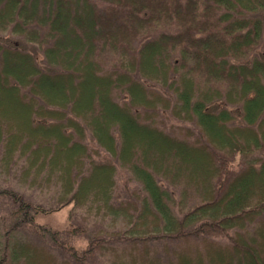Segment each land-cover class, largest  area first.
<instances>
[{"label":"trees","instance_id":"obj_1","mask_svg":"<svg viewBox=\"0 0 264 264\" xmlns=\"http://www.w3.org/2000/svg\"><path fill=\"white\" fill-rule=\"evenodd\" d=\"M260 12L264 0H0V170L18 165L21 184L55 188L57 208L120 223L129 245L95 232L61 259L13 238L0 264H264V58L244 61L264 49V13L247 16ZM164 111L197 134L159 128ZM87 131L139 192L115 202L117 167L93 159ZM7 194L31 223L38 207ZM230 230L227 244H191ZM158 240L181 244L162 259Z\"/></svg>","mask_w":264,"mask_h":264},{"label":"rangeland","instance_id":"obj_2","mask_svg":"<svg viewBox=\"0 0 264 264\" xmlns=\"http://www.w3.org/2000/svg\"><path fill=\"white\" fill-rule=\"evenodd\" d=\"M260 13L247 14V16H256ZM174 28L166 29V31H172ZM0 37H4L0 34ZM14 39V38H13ZM18 41V38H15ZM20 41V39H19ZM21 46L31 51L36 56L40 64H42L41 54L37 51V48L33 45H26L20 42ZM264 58V49L262 45L256 47L254 51L250 53V56L244 61H250L251 58ZM145 84L155 90L166 93L164 89L158 85ZM157 126L162 128L166 132L174 135H180V128H189L192 132L197 134V127L192 122L180 121L171 116L168 112H159L156 117ZM193 138V137H192ZM88 149L96 161H111L114 162L117 167L116 175V188L114 193L115 202L126 200L132 196V192H139L140 186L133 181L130 175L123 171L108 154H106L101 148L97 146L92 139L90 133L86 132L85 140ZM97 149L99 154H93L92 150ZM253 157L261 158L264 160V149L256 151ZM239 157H236L232 162L233 170L237 171ZM19 167L13 166L8 174L3 173L0 170V258L6 254V243L13 238H19L22 240H29L36 244L46 246L48 250L54 253L58 258L67 257L62 249V245L71 246L77 251H82L86 248L88 239L87 236L92 233H101V236L107 241L108 244L116 245L119 247L128 248V241L122 238L113 237L117 234V231L121 229V224L116 225L108 224L107 221H102L97 218L84 219V212L79 208H74L72 204L57 208L54 203L55 188L48 189H30L27 186L21 184L19 178ZM158 183L168 190L177 194V190L168 185L165 181L157 179ZM7 191H13L21 194L24 200L33 203L38 207V212H31L33 221L29 224L22 222L19 215L13 214L15 208L14 203L7 194ZM175 211V210H174ZM77 228L75 232L73 229ZM233 231L230 230L226 233L215 235H202L196 238H192V245L200 246V237L205 236L209 239L217 241L219 243H229V237ZM181 244L180 241H149V247L160 258L165 259L171 253L172 247ZM139 248V247H138ZM71 264H80L73 262ZM84 264H108V261L97 256L92 260H86Z\"/></svg>","mask_w":264,"mask_h":264}]
</instances>
